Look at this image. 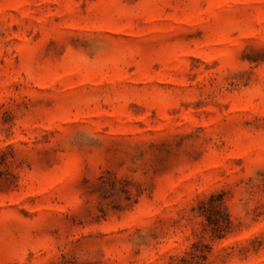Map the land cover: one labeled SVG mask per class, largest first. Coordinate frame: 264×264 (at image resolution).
Returning a JSON list of instances; mask_svg holds the SVG:
<instances>
[{
	"label": "rangeland",
	"instance_id": "1",
	"mask_svg": "<svg viewBox=\"0 0 264 264\" xmlns=\"http://www.w3.org/2000/svg\"><path fill=\"white\" fill-rule=\"evenodd\" d=\"M0 264H264V0H0Z\"/></svg>",
	"mask_w": 264,
	"mask_h": 264
}]
</instances>
